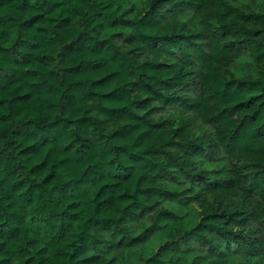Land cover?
Returning <instances> with one entry per match:
<instances>
[{"label": "trees", "instance_id": "trees-1", "mask_svg": "<svg viewBox=\"0 0 264 264\" xmlns=\"http://www.w3.org/2000/svg\"><path fill=\"white\" fill-rule=\"evenodd\" d=\"M0 264H264V0H0Z\"/></svg>", "mask_w": 264, "mask_h": 264}]
</instances>
